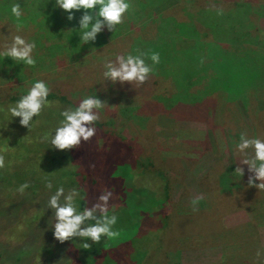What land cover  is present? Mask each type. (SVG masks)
<instances>
[{
  "label": "rangeland",
  "instance_id": "374dc122",
  "mask_svg": "<svg viewBox=\"0 0 264 264\" xmlns=\"http://www.w3.org/2000/svg\"><path fill=\"white\" fill-rule=\"evenodd\" d=\"M232 1L131 0L130 12L123 23L117 26V30L113 33L104 31L98 35L101 47L89 44L80 46L75 49L76 51H70L64 33L69 34L66 30L72 25L76 26L75 20L68 22L64 16L51 20L43 18L42 15L32 18L33 2L31 0H0V38L8 35V32L15 33V23L8 18L6 8L14 2H19L24 12L20 21L19 34L25 36L26 39L39 40L34 50L36 59L34 66H14L13 62L7 58V64H12L13 67L6 69L2 66L3 61L0 59V100L3 101L0 102V128L18 139L23 136L27 138L26 142L29 140L37 142V137L39 141L41 133L48 132L45 129L53 128L51 126L53 120L58 122L60 119L58 111L41 112L40 116L36 117V123L30 131L15 126L18 124V118L17 123L16 118L7 122L4 109L11 104L9 99L19 98L22 89L17 86L21 85L22 81L24 82L23 90H26L32 80L43 79L49 84L50 93H60L71 101L78 100L82 96L98 94L106 101L99 120L104 126L103 129L114 133L117 137L127 139L132 147V153L136 155L134 158L137 157L140 164L144 163L150 170L154 169V174L158 179L160 178L161 187L166 188L168 194L166 208L170 211V215L174 214L169 221L174 223L181 232L180 235H176L179 240H168L169 247L161 246L162 251L171 252L172 262L170 264H264V189L248 186L247 178L250 173L246 166L239 163V156L234 150V145L241 132L249 136L259 135L264 138V128L261 129L264 120V80L256 83L259 85V88L255 89L258 92L243 99L227 101L223 95L215 93L217 89L212 94L208 92V85L213 80L215 70L209 62L204 61L203 52L197 50V47L184 49L180 52L175 65L176 70L181 69L177 82L184 87L188 85L187 90L182 94L179 92L176 96L178 100L170 101L167 95L171 90L169 88V85H172L171 76L163 79L150 75L141 85L133 82L131 85L112 87L102 76L101 62L105 58H114L115 54L122 52L133 50L142 52L141 47L135 48L136 45H134L132 49L131 44L137 42L142 33L146 36L144 30H148L152 35L154 27L150 21L154 18L157 24L162 16H170V11L176 7L180 10L185 7L182 10L188 15V23H194L197 20L204 24L211 34L208 27L213 28L217 22L218 28H213L214 36L224 35L221 32L227 33L230 21L225 16L224 18L216 16V9H225ZM236 1L248 5L247 2L250 0ZM253 1L258 4L264 3V0ZM221 3L224 4L219 7ZM233 16L235 19H243L240 14ZM251 17L254 25L264 31V10L253 12ZM54 19L57 21L56 24H54ZM246 20L249 22V18ZM142 22L149 23L148 28L143 27L140 24ZM221 27L223 29L219 32L217 29ZM55 28L59 29L61 34L56 32ZM202 36L208 39L205 34ZM120 37H123L124 41L119 39L118 42H113L115 38ZM77 38L76 36L75 40ZM42 44L43 47H39ZM53 45L56 46L51 49ZM58 50L62 51L60 56L52 58V54ZM195 56H199L201 62L197 61ZM147 62L150 63V61ZM189 66L190 75L187 76L186 70ZM164 93L167 95L165 96ZM181 98L192 103L208 101L209 107L206 111L200 108L199 113L195 112V109L193 112H185L179 109V106L187 107L193 104L181 103L179 101ZM54 104V108L62 106L60 103L54 102ZM99 130H102V127H99ZM95 140L98 143V147L95 145V148L98 151L102 150L101 142L94 137L74 150L57 151V154L53 155L55 161L49 166L51 171L45 173L47 178L52 182L60 183L67 181L62 171H69L75 175L76 159L78 156L82 157L87 152L90 141L95 142ZM0 143L5 147L0 145V155L3 156L4 163L9 164L0 170V176L6 179L12 180L11 175L14 176L13 180H21L25 177L28 180L37 179L42 169L40 166L49 162L43 152L35 154L33 150L25 154L20 150L16 153L15 147L5 150L7 146L2 141ZM116 144L119 145V142ZM127 156H130L129 151H127ZM23 158L26 161L19 167L16 162ZM14 163L18 167L16 173L13 172ZM230 164L234 166L237 164L236 167L243 168V175L240 177L235 169H229L228 175L233 176L230 184L235 185V188L229 184L228 189L227 185H220L219 189H216L210 176L218 177L215 173L218 172V167L224 172L231 166ZM7 169H10L9 172L6 171ZM129 170L133 172L130 163ZM41 176L44 178V175L41 174ZM135 176L129 177L128 181L131 184L124 187L126 194L133 192L132 185L137 178ZM153 179V176H145L142 182L150 185ZM44 182L45 180L40 185L41 187ZM73 186H76L75 183H71L69 188ZM153 187L157 188L156 185ZM5 195H8V192H5ZM230 197L236 199V202L228 203L227 200ZM197 198L199 202L194 211L191 201ZM146 203H150V199ZM207 211L212 216H219V220L225 227L233 229L250 221V213H253L259 226L257 231L250 233L234 231L233 234L235 232L238 234L236 238H229L228 233L220 237L225 233L223 231L213 232L206 237L200 232V218ZM45 213L43 209H39L34 212V215L40 218ZM127 214L121 212V222L115 225L118 235L109 240L110 245L105 249L106 254L104 253L103 259H107L110 263L115 262L114 252L110 250L115 245L124 248L126 244L122 240L128 236L123 235L127 234L126 231H122L126 229V223L130 217V214L129 216ZM41 234L42 230L34 231L33 235ZM145 248L148 250V247ZM72 250L70 248V251ZM143 251V248L138 249L140 253ZM147 258H152V256L148 255ZM223 260L224 263H222ZM166 262V258L159 257V264ZM122 264H125V261H122Z\"/></svg>",
  "mask_w": 264,
  "mask_h": 264
},
{
  "label": "trees",
  "instance_id": "16d2710c",
  "mask_svg": "<svg viewBox=\"0 0 264 264\" xmlns=\"http://www.w3.org/2000/svg\"><path fill=\"white\" fill-rule=\"evenodd\" d=\"M31 2H33L32 18L37 16V11H39L42 16L43 14L46 16H43V18L50 20L52 18L58 19L61 16L66 17V13L61 10L57 9L53 11L51 2L47 3L46 0H31ZM247 3L248 5L233 0L228 4L227 8H217L222 10V14L216 16L221 18L225 16L230 21L229 27H227V33L221 32V34L224 35L214 36L215 33L213 28H218L217 22L215 26L213 25V28L207 25L211 30V34H209L208 30L204 27V24L197 20L194 21V23H188V15L182 10L185 7H182L181 10L179 7H176L170 11V16H162L157 24L154 18L152 20L150 19V23L153 24L154 27L152 35H155L151 37L152 35L149 34L148 30H144L146 36L142 33L140 36L141 38L134 44H131V46L132 49L134 45H136L135 48L141 47L140 49L142 52L159 53L160 62L155 65V71L152 75L156 78L161 77L163 79L167 76H171L173 79H170L172 83L171 86L169 85L171 89L169 91L170 94L167 95L164 93L165 96L167 95L168 100H178L179 98L176 96L179 95V92L182 94L187 90L188 85L184 87L177 82V77L181 69L179 68L176 70L177 66L175 62H177L182 50L196 47L197 50L203 52L204 61L209 62L215 70L213 80L208 85V92L210 94L217 89L215 93L223 95L227 101H234L236 99L249 97V95L258 92L255 90L259 88V85L256 83L264 80V77H261L264 76V31L259 30L254 25L251 14L257 10H264V3L261 2L258 4L253 0ZM171 4H173V2ZM223 4L224 3H221L219 7ZM183 14L184 17H182ZM237 14L242 15L243 19H235L233 15ZM75 15L79 16V13ZM246 18H249V22ZM144 22L140 24L148 28L149 23ZM56 23L57 21L55 20L54 24ZM70 27L74 26L72 25ZM55 29L56 32L61 34L59 29ZM222 29L221 27L217 30L220 32ZM66 33L67 32H65L64 35L67 38V47H70V51L80 48L79 44L75 45L76 42L78 43V38L75 40L76 35L73 34L70 38V34ZM203 34H205L206 38H208V34L210 37L205 39L202 36ZM99 39L100 37L98 36L94 43L96 47H101V43L98 42ZM119 39L124 41V38L120 37L115 38L113 42L116 43ZM35 41L37 43L39 40L35 39ZM55 46L56 45L51 46V49ZM39 47H43V44ZM61 52L62 51L59 50L54 52L52 58L54 56H60ZM131 52L133 54L136 53L134 50ZM124 53L122 52L120 54ZM195 58L197 61L201 62L199 56H195ZM3 62L1 64L4 68L6 67V69H11L13 67L12 64H10L12 65L11 68L7 67L9 65L7 64V58H4ZM14 69H17V67H14ZM189 69L190 66L186 70L187 74L185 71L187 76L190 75ZM48 99L51 103L48 107L44 108L42 112H60L69 105L78 102V100L71 101L65 95L57 92L50 93ZM8 101L12 104L16 100L15 98H11ZM179 101L185 104H193L187 105V107L185 105H180L179 109L185 112H193L195 109V112L199 113L201 112L200 108L206 111L209 107L208 101L192 103L183 98ZM0 102L3 101L0 100ZM54 102L60 103L62 106L54 108ZM55 121L57 120H53L51 124L52 127L57 124ZM16 125L18 128L23 129L19 124H15V126ZM99 127H102V130H99ZM103 127L104 126L98 121L96 124V135L94 136L97 138V141L101 142L102 150L98 151L95 148V145L98 147L96 140L95 142L90 141L86 149L87 152H85L82 157L79 158L78 156L77 158L74 156L77 158L75 175L69 171H62V174L67 177V181L60 183L53 182V184L54 186L56 184H62L68 189L71 183H75L77 187L82 188L84 197L83 200L80 201L82 207H90L92 203L96 201V197L100 194L102 189L110 190L112 196L109 200V206L110 209L114 210L117 214L116 224L121 222V212L130 214L128 223H126L127 227L122 231H126L127 234L123 235L128 236L126 239L122 240L126 243L124 248L115 245L114 248L110 250V252H114L113 256L115 262L110 263L107 259H103L104 253L106 254L105 249L110 245L108 239L102 238L99 244L93 245L89 249H82L81 242L76 240V238H73V240H66L63 243L53 238L52 231L46 224L47 220L49 225L51 224V219L49 217L50 211L45 209L47 190L44 185L43 187L40 185L45 179L49 180L45 173L51 171L49 166L50 163L55 161L53 155L57 154V151H52L49 149L51 147L49 144L41 141V137L45 132L41 133L39 141L37 137V142H32L31 140L26 142V137L22 136L18 139L0 128V141L7 146L5 150H11L15 147L16 153L22 150L25 154H29V151L35 150L33 153L38 154L39 152H43L49 161L40 166V168H42L41 172L37 179L34 180H28L26 177L21 180H13V175H11L12 180H10L6 179L4 176H0V264H122V261H125V264H159L160 256L167 259V262L164 264H170L172 262L170 259L171 252L162 251L161 246L164 248L169 247L168 240H179V238H176V235H180L181 232L174 223L169 221L174 214L170 215V211L166 208L168 204L166 188L161 187L160 178L158 179L156 177L154 169L150 170L144 163L140 164L137 157L134 158L136 155L132 153V147L127 139L117 137L114 133L107 131L105 128L103 129ZM263 128L264 120L261 129ZM45 131L49 130L45 129ZM34 133L37 135L36 132ZM98 136L100 138H98ZM7 138H9V141ZM118 142L119 145L116 144ZM83 144L84 142H82L80 146ZM1 147L4 146L1 145ZM127 151H129L130 156H127ZM24 159L25 158L16 162L19 164V167L20 164L26 161ZM16 163L13 165L15 168L13 171L14 173H16L18 169ZM129 163L133 167V172L130 170L128 171ZM6 164L8 163H4V167L0 168V170H3ZM230 165L231 166L224 172L218 167V172H215L218 177L214 178L210 176L212 184L216 189H219L218 186L220 185H227L228 189V185L233 180V176L231 175L230 177L228 175V170H234L237 164L235 166L232 164ZM9 170L10 169H7L6 171L9 172ZM41 174L44 175V178ZM133 175H136L135 177H137L138 180L136 178L135 183L132 185L133 192L126 194L124 187H128L131 184L128 180L130 179L129 177H133ZM145 176H153L154 179L150 183L152 186L149 184L148 186L146 183L143 184L142 180ZM25 182L29 184V187L23 192L17 191L18 186ZM154 184L157 188L153 187L155 186ZM229 186L235 188V185L230 184ZM5 192H8V195H5ZM131 194L135 196L133 197ZM149 199L150 203H146ZM227 202L232 204L236 202V199L230 197ZM39 209H43L44 213H46L42 214L40 218H37L34 212ZM128 214L127 216H129ZM249 217L250 221L239 228H234V230L233 228L225 227L219 220V216H212V214L207 211L203 213L200 218V232L207 237L213 232L223 231L225 233L220 237L228 233L229 238H236L238 234L236 232L233 234L234 231L250 233L251 231L254 232L259 226V224L256 223V217L253 213H250ZM40 230H42L41 235H33L34 231L39 232ZM114 230H116L115 226ZM144 244L145 247H148L149 251L144 247ZM70 248L73 250L70 251ZM139 248H143L144 251L141 253L138 252ZM69 252L71 253L70 255L68 254ZM148 255L152 256V258H147ZM222 263H224V260Z\"/></svg>",
  "mask_w": 264,
  "mask_h": 264
},
{
  "label": "clouds",
  "instance_id": "9594fccd",
  "mask_svg": "<svg viewBox=\"0 0 264 264\" xmlns=\"http://www.w3.org/2000/svg\"><path fill=\"white\" fill-rule=\"evenodd\" d=\"M51 2L53 11L66 13L68 22L76 21V26L68 28L70 38L75 34L80 46L94 44L98 35L104 31L113 33L121 25L131 9V0H47ZM45 8V7H44ZM79 13V16L75 14ZM6 14L15 23V33L8 32L0 38V59L9 58L14 65L34 66L36 59L34 50L36 41L26 39L20 33V21L24 15L22 5L14 2L6 8ZM41 15L39 11L36 12ZM216 14H222L221 9ZM44 17H46L43 14ZM43 22V21H42ZM147 61H150L147 62ZM158 52H126L115 54L114 58H105L101 62L104 80L115 87L125 84H143L154 74L155 65L159 64ZM12 65L7 67L11 68ZM22 89L19 98L4 109L7 122L18 118L19 126L30 131L36 123V117L50 105L49 84L43 79H34L26 90L24 82L17 86ZM106 101L98 94L86 95L78 102L69 105L59 112L57 124L46 132L41 141L49 144V149L55 151L74 150L82 142L89 141L96 135V124L100 120ZM8 125V123H7ZM9 141V138H7ZM234 150L239 156V163L247 167L250 175L247 184L256 189H264V138L259 135L249 136L241 132ZM4 167V158L0 155V168ZM244 169L236 167L235 172L241 177ZM29 187L27 182L18 186L17 191L23 192ZM47 190L45 209L50 211L51 224L46 221L52 231L53 238L63 243L66 240H79L82 249H89L104 239H113L118 233L114 230L117 214L110 209L109 200L112 192L102 189L96 201L90 207H82L83 189L77 186L66 189L62 184H56L45 179ZM199 198L193 199V210ZM260 255V252H257Z\"/></svg>",
  "mask_w": 264,
  "mask_h": 264
}]
</instances>
